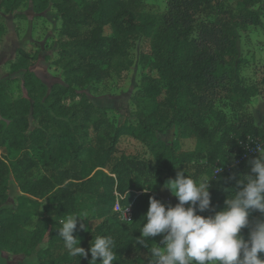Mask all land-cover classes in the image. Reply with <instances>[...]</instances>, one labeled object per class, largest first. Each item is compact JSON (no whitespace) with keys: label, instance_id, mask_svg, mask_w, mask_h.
I'll use <instances>...</instances> for the list:
<instances>
[{"label":"trees","instance_id":"16d2710c","mask_svg":"<svg viewBox=\"0 0 264 264\" xmlns=\"http://www.w3.org/2000/svg\"><path fill=\"white\" fill-rule=\"evenodd\" d=\"M23 1L0 0V12H13ZM236 2L237 11L221 0H167L165 12L158 19L140 20L119 0H97L93 2L99 10L97 18L87 16L82 22L75 14L69 20L78 29L91 25L89 30L79 37L64 31L66 47L60 53L66 86L55 84L48 89L31 71L36 53L17 50L9 76L0 80V252L16 257L34 252L45 235L41 224L36 223L34 229L37 200L46 197L56 205V219H50L49 246L36 252V264H89L90 254L78 259L68 254L57 230L61 226L58 220L71 215L76 204L89 197L94 220L99 223L88 222L84 224L86 230L77 229L74 235L80 239V246L87 250L96 236L110 235L117 244L114 264L140 262L133 244L149 197L166 199L172 206L178 202L163 186L154 193L153 179L160 175L175 177L192 159L206 158L201 147L215 157L220 149L218 131L207 126L209 117L226 100L242 105L249 98V90L241 86L239 78L238 30L252 26L264 31L260 12L255 10L263 0ZM205 11H211V19L197 23L195 17ZM105 26L110 28L112 38L103 35ZM150 33L157 78L137 98H148L150 108L144 114H134V122L115 127L105 111L92 105L78 89L95 88L107 79L120 84L132 64L131 43ZM13 81L22 83L28 98L6 97L5 89ZM29 114L37 127L25 134ZM174 127L179 135L194 138L198 149L179 153L177 144L152 141ZM234 131L246 135L259 132L249 116L239 120ZM124 138L141 142L145 151L117 155ZM255 157L248 155L236 162L224 154L221 158L228 166L221 165L222 171L209 185L211 209L198 214L208 216L220 210L228 195L239 190L237 182L250 174L249 161ZM40 168L50 177L29 180L28 174ZM10 176L22 193L15 206L7 203ZM114 190L126 195V202L134 201L132 221L123 222L121 229L116 228L120 217L112 211ZM258 219L264 220V215L249 210L250 222ZM241 235L247 238L248 228L242 229ZM63 250V255L58 254ZM259 255L264 258V253Z\"/></svg>","mask_w":264,"mask_h":264},{"label":"rangeland","instance_id":"374dc122","mask_svg":"<svg viewBox=\"0 0 264 264\" xmlns=\"http://www.w3.org/2000/svg\"><path fill=\"white\" fill-rule=\"evenodd\" d=\"M119 1L124 8L131 11L140 20L158 19L165 12L167 4V0ZM221 1L235 11L239 8L236 0ZM93 2H97V0H24L20 7L13 12L3 9L0 12L2 28L0 34V80L9 76L10 67L18 57L17 50L21 48L30 52L31 55L36 53L37 58L31 71L48 89L55 84L66 86L62 68L64 61H62L63 56L60 53L66 47L64 31L67 30L79 37L89 30L91 25H80L81 27L78 29L69 20L75 14L82 22L87 16L97 18L99 10L93 5ZM35 8L37 11L34 10ZM255 10H258L261 16L262 4L256 6ZM211 17V11H205L197 15L195 19L197 23H201L209 21ZM238 33L237 56L241 60L239 78L241 86L249 90V98L242 105L226 100L225 103L216 107V112L209 117L207 126L218 131L216 139L219 141L220 149L213 157L201 147L206 158L192 159L188 167L183 169L185 175L191 176L198 182L201 179H209L208 186L211 180L215 179L222 171L221 165L228 166L227 160L221 158L224 154L239 162L248 155L259 156V152H264V31L247 26L244 29H239ZM103 35L112 38L113 34L108 26L104 27ZM152 40L153 33H150L147 36L138 37L131 43L132 64L123 74L124 80L120 84L117 85L115 79H107L96 85L95 88L92 86L78 89V93L85 94L92 105L105 111L106 117L115 127L126 122H134L135 120H132L134 114H144L150 108L148 98L139 99V101L137 98L138 93L150 86L151 80L157 78L151 53ZM5 93L9 100L28 98L19 81L11 82L5 89ZM247 116L251 118L252 125L259 130L257 134L246 135L242 131H234L239 120H244ZM28 125L25 134L37 127L31 114L28 116ZM152 141L163 142L167 145L175 144V146L177 144L179 153L198 149L194 138L187 137L186 134L179 135V130L175 127L164 134L156 135ZM118 147L117 155L121 153L136 155L143 153L146 149L144 144L130 138H124ZM30 153L28 154L30 155ZM43 176L50 177V174L40 168L37 172L29 173L28 179L34 180ZM174 178L160 175L153 179V192L155 193L159 186H164L169 179ZM20 195L22 193L18 184L10 176L7 203L15 206ZM37 202L38 209L34 218V226L36 223L41 224L45 228V235L36 244L34 252L30 256L16 257L7 251L0 252V264H16L19 260L18 264H36V252L49 246L48 241L52 233L50 219H56L53 216L56 205L50 203L46 197L38 199ZM161 202L166 206L170 204L166 199ZM71 215H79L84 224L99 223L98 220H94L93 200L89 197L85 201L81 199ZM62 219L64 218L58 220L59 224ZM124 225L119 219L116 228L121 229ZM132 235L133 233L130 236ZM160 239L161 236L148 238L149 245L152 242L159 244ZM133 246L138 251L137 258L140 261L138 264H146L147 248L135 243ZM64 253L65 250L62 253L58 252L60 255Z\"/></svg>","mask_w":264,"mask_h":264},{"label":"clouds","instance_id":"9594fccd","mask_svg":"<svg viewBox=\"0 0 264 264\" xmlns=\"http://www.w3.org/2000/svg\"><path fill=\"white\" fill-rule=\"evenodd\" d=\"M249 164L250 174L237 182L239 190L228 195L224 206L212 215L198 214L211 209L209 179L198 182L184 170L163 186L177 199L174 206L149 197L134 241L147 248L146 264H264L259 255L264 253V220L254 224L249 220V210L264 215V152ZM82 220L79 215H68L60 221L58 236L68 254L77 259L90 254L89 264H97L98 258L99 264H114L117 244L112 236H96L87 250L80 246L74 233L78 226L86 230ZM244 228H248L247 238L241 235ZM157 236H161L159 244L149 245L148 238Z\"/></svg>","mask_w":264,"mask_h":264},{"label":"built area","instance_id":"2783aa9c","mask_svg":"<svg viewBox=\"0 0 264 264\" xmlns=\"http://www.w3.org/2000/svg\"><path fill=\"white\" fill-rule=\"evenodd\" d=\"M137 195V192H133ZM133 200L126 202V195H120L114 191V203L112 211L119 215L120 219L124 223H131L133 217ZM123 213H125L126 220L123 219Z\"/></svg>","mask_w":264,"mask_h":264},{"label":"crops","instance_id":"0c3cea01","mask_svg":"<svg viewBox=\"0 0 264 264\" xmlns=\"http://www.w3.org/2000/svg\"><path fill=\"white\" fill-rule=\"evenodd\" d=\"M261 21L264 25V0H263V3H262V11H261ZM21 49V48H20Z\"/></svg>","mask_w":264,"mask_h":264}]
</instances>
